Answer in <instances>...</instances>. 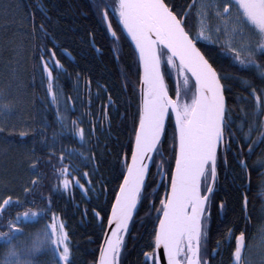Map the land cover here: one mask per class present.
Segmentation results:
<instances>
[{"label":"trees","instance_id":"trees-1","mask_svg":"<svg viewBox=\"0 0 264 264\" xmlns=\"http://www.w3.org/2000/svg\"><path fill=\"white\" fill-rule=\"evenodd\" d=\"M108 2L103 0V8ZM165 2L193 35L195 0ZM90 4L0 0V263L19 237L47 228L56 253L57 237L62 230L67 235L70 256L63 264H96L134 150L141 71L116 17L110 22L118 41L111 43L121 46L120 63L110 51L103 53V62L97 58L90 37L101 44L107 28L102 10L94 11ZM251 30L258 43L253 54L197 41L220 76L227 102L217 184L199 239L200 264H237V237L245 234L248 240L264 227V146L259 140L264 126V33L256 25ZM162 72L174 94L177 82L165 63ZM108 93L114 102L108 101ZM100 102L109 109L108 121L96 118ZM176 143L170 124L159 144L164 153L153 159L115 264H155L150 256L155 254L165 190L164 183L157 187L158 177L162 170L171 179ZM208 180H203V190ZM54 252L40 253L36 264L56 263Z\"/></svg>","mask_w":264,"mask_h":264},{"label":"water","instance_id":"water-1","mask_svg":"<svg viewBox=\"0 0 264 264\" xmlns=\"http://www.w3.org/2000/svg\"><path fill=\"white\" fill-rule=\"evenodd\" d=\"M119 2L123 27L137 54L141 71L140 122L127 172L106 222L96 264H115L114 253L124 241L125 232L128 231L137 210L138 199L149 176L154 152L162 137V128L157 133L156 108L159 109L163 127V104L166 100L171 103L176 121L177 155L171 182L163 197L164 208L156 233L155 256H150V261L155 258L156 264H181L178 246H172L168 239L174 228H180L184 205L190 199L195 203L190 216L192 225L182 229V236H188L194 231L196 256L193 264H198L200 227L197 219L201 221L203 218L205 207L216 185L217 154L224 142L227 102L223 84L215 67L185 29L183 18H179L165 0ZM137 16L144 19L147 27L141 24ZM154 22L158 24V31ZM106 24L110 35L114 36L115 31L108 17ZM161 48L185 69L195 85V104L186 126L181 122L177 105L167 90L162 72ZM149 84L154 87L152 95L147 90ZM209 165L212 171L211 181L203 195L202 180ZM245 204L247 205V198ZM237 238V263L241 264L246 238L244 234Z\"/></svg>","mask_w":264,"mask_h":264},{"label":"rangeland","instance_id":"rangeland-1","mask_svg":"<svg viewBox=\"0 0 264 264\" xmlns=\"http://www.w3.org/2000/svg\"><path fill=\"white\" fill-rule=\"evenodd\" d=\"M195 18L196 31L192 35L195 39L222 45L237 53L253 54L257 51L258 43L252 33L250 22L264 33V0H197ZM160 55L161 60L165 57L163 62L171 71L175 83L177 82L182 119L187 121L195 104L194 84L186 71L179 64L178 67L170 55H164L162 51ZM209 181L210 176L206 188ZM192 212L193 210L188 208L182 219L189 220ZM57 239L56 253L55 239L50 229L36 230L28 237H19L8 247L7 252L5 251L0 264H36V257L48 251L54 252L56 257L54 264H63L70 256L66 233L62 230ZM179 248L181 262L185 263V244L181 243ZM245 248L242 264H264L263 226H259L255 235L247 240Z\"/></svg>","mask_w":264,"mask_h":264},{"label":"flooded vegetation","instance_id":"flooded-vegetation-1","mask_svg":"<svg viewBox=\"0 0 264 264\" xmlns=\"http://www.w3.org/2000/svg\"><path fill=\"white\" fill-rule=\"evenodd\" d=\"M90 1L93 3V4H90V8H92L94 11L102 10L101 11L103 13V18L102 19H103V23H104L106 28H107L106 17L109 18V22L112 20V18L115 19V17H116L117 20L119 21V23L122 25L120 11H119L120 10L119 0H107V1H109L108 2L109 6L107 7V9L103 8L104 4H101L103 2V0H90ZM116 5L118 6L117 9H116ZM39 24H40V28L43 29V24H41V23H39ZM111 25H112V27H113V29L115 31V35L114 36L110 35V33L108 31V28H107V37L104 39V41L101 44H96V42L94 40V37L92 35L90 37V43L89 44H91L92 48L96 51L97 58L99 60H101L102 62H103V55H104L103 53L107 52V51L109 53V51H110V53H113L114 58L116 59V61L118 63H120V58L118 57L117 53L119 54L121 52V46H120L119 43L118 44L111 43L113 40L114 41L115 40L118 41V32L115 30V28H114L112 23H111ZM252 25L253 24L250 22V26H252ZM253 32H254L253 34H255V31H253ZM55 45L58 46L56 42H55ZM58 51L62 52L70 60H74L73 55L67 49L59 47ZM52 53H53L54 59L55 60H59L57 58V56L54 55V53H55L54 49H52ZM164 77H165V75H164ZM165 81H166L165 83H166L168 92H169L170 96L173 98V101H175V103L177 105L176 108L178 109V112H179L178 114H179V116L181 118V122L184 124L185 121L182 119V114H181L182 112H181V107H180V92H179L178 86L177 85L175 86V91H174V94H173V91L171 90V86H170V82H169L168 78L166 79V77H165ZM107 95H108V101H113L114 102V99H113L112 96H110V93H108ZM139 100H140V84H139ZM99 106H100V107H98L99 113H98V116L96 118H98V120H100L101 122L108 121L110 119L109 118V112H108L109 109L108 108L105 109V107H102L101 102L99 103ZM163 108H164L163 109V114L165 115V125L162 127L163 130H162L161 140H163V138H165V135H167L168 128H169L170 124H173L174 128H175V136H176V142H177L176 121H175V118H174V114H173V110H172V107H171V103L166 100L164 102V104H163ZM263 122H264V116H263ZM259 140H260V142H263L261 145L264 146V126H263V130H262L261 134L259 135ZM176 145H177V143H176ZM158 152L163 154L164 153V148L163 149H159V147H158L156 149V152H155L154 156H153L154 158L156 157V154L158 156ZM261 153L264 154V150H262ZM176 155H177V146H176ZM175 161H176V158H175ZM174 165H175V163H174ZM160 174H161L160 177H158L159 180H158L157 187L159 188L162 185V183H164V186H165V190H164V194H163V197H164V195L166 193V190L169 187L168 185H169L171 180H168V178H166L164 175H162V170H161ZM209 176H210V172L208 171L204 178H209ZM217 179H218V174H217ZM216 184H217V182H216ZM202 190H203V187H202ZM206 190H207V188L205 190H203V194L204 195L206 194ZM201 226L203 228V219L201 221ZM182 242H184V239L181 240V243ZM178 252H179V255H180V248H178ZM198 264H200V261H199Z\"/></svg>","mask_w":264,"mask_h":264},{"label":"bare ground","instance_id":"bare-ground-1","mask_svg":"<svg viewBox=\"0 0 264 264\" xmlns=\"http://www.w3.org/2000/svg\"><path fill=\"white\" fill-rule=\"evenodd\" d=\"M138 20L141 22V24L145 27H147V23L144 21V19L142 17H138ZM154 27L155 29L158 31V24L157 22H154ZM159 36H161V34L159 33ZM147 90L149 91V94H153L154 93V87H153V84H149L147 86ZM156 122H157V133H159L160 131V128H161V115H160V112H159V109L158 107L156 108ZM137 168V167H136ZM188 202H190L189 200L187 201L186 204H188ZM185 208H184V214L183 216L185 215ZM197 223H198V219H197ZM180 225V228H174L172 233L170 234L169 236V242L172 246H179L180 244V240H181V236L183 234V231L182 229H185L186 227L192 225V220L189 218V220H183L182 222L179 223ZM181 230V231H180ZM192 239H193V232L190 234L189 236V240H188V245L190 247V252H191V255H190V259H189V262L188 264H193V260H194V257H195V253H196V248L195 246L193 245L192 243Z\"/></svg>","mask_w":264,"mask_h":264}]
</instances>
